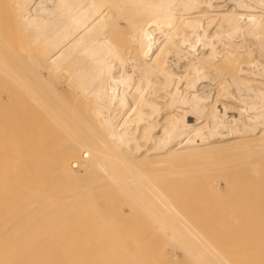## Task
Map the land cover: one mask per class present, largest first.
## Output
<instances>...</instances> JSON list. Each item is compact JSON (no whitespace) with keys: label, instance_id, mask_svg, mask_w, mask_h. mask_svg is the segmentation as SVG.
<instances>
[{"label":"bare ground","instance_id":"1","mask_svg":"<svg viewBox=\"0 0 264 264\" xmlns=\"http://www.w3.org/2000/svg\"><path fill=\"white\" fill-rule=\"evenodd\" d=\"M228 1L0 0V264H238L218 229L205 219L204 234L176 206L186 169L162 164L229 134L225 145L264 146V80L245 75L263 73L264 0ZM218 88L241 103L237 117L218 110ZM115 195L156 230L132 238L133 221L107 206Z\"/></svg>","mask_w":264,"mask_h":264},{"label":"rangeland","instance_id":"2","mask_svg":"<svg viewBox=\"0 0 264 264\" xmlns=\"http://www.w3.org/2000/svg\"><path fill=\"white\" fill-rule=\"evenodd\" d=\"M214 2H221L222 4H227L229 1L228 0H213ZM229 7L231 6V3L228 4ZM251 41H252V44L250 45V47L254 50V54H255V59H258L259 56H256L257 53H258V50H257V46L256 44H254V39L251 38ZM219 45V48H222V46ZM199 46V45H198ZM261 61H259V63H261L262 65H260L259 67L261 68V66L264 65V59H260ZM257 63V62H256ZM249 64H254V61L250 62ZM259 65V64H258ZM246 66V65H245ZM243 69L247 68L246 67H242ZM263 73H264V67H262L260 69ZM260 74V76L258 75L255 79V76H253L252 74L249 73L248 74H245L247 77L249 76L251 78V80H264V74ZM248 77V78H249ZM223 81H226V79L224 78ZM209 83V82H207ZM212 83V84H211ZM210 85H212L213 87L215 86V83L214 81H210ZM234 88V87H233ZM223 88H218L217 89H213V97H217V102H216V106L218 108L219 111H221L223 113V115L225 114V116H227L228 118H231V117H237L238 116V110H239V106H241V103L234 97H232L231 95L229 96V94L227 93H224L225 90H222ZM220 91V92H219ZM234 91H235V88H234ZM250 91V90H249ZM223 93V94H222ZM217 94V96H216ZM163 99V98H162ZM236 101V102H235ZM161 102H163L161 100ZM239 102V104H238ZM226 104L227 107H225V110H224V105L223 104ZM239 105V106H238ZM164 111V112H163ZM166 111V112H165ZM163 114H166L168 111L166 109L163 108L162 110ZM186 120L190 123V124H196V123H201L202 120L201 119H197L196 116H194L193 113H190L189 116L186 118ZM264 126L260 125L259 129H257V132L259 131L262 132V130H264L263 128ZM226 129H223V131L225 132ZM236 136L235 134H229L228 136L224 137V141H222V143L218 144L217 147H214V148H209V149H203L201 151H196V152H188V153H185V154H182L181 156H178V155H175L174 157L171 156V158L169 157L167 161H170V162H165V158L163 159L165 163H162V164H165V168H168L169 166H173L174 164L178 165L179 169L176 168V172L179 171H186L187 172H183V174L185 175H178L179 176V179L181 180L180 183H178V178L176 176V178L174 177L175 181H177V183L180 185H178L175 181V184L176 186H179L176 188V186H174L175 184L170 182V184H166L164 181H162V185L163 183L166 184L169 188L170 185H172V187L170 186V190H168L167 187H165L166 185H163V187H165L168 191H170V193L172 194V189L176 188L175 191H173V194H177L176 197H178L180 200V202L175 198V202H177L179 205V208L180 210L182 211V208L183 206L182 205H185L186 208L188 209H185L183 208V210L186 212V210L190 211V214L189 211L187 212V214H185L187 217H189L187 219V222L188 220L190 219V222L191 223H194L197 224L195 226H197V228L199 227V230L201 232H203L204 234L207 232H210L212 234H214L213 232L216 231L217 229V233L215 232V234L213 236H215L213 239H217V238H220L219 242L221 241H224L220 244H222V247H219L221 245H217L219 248H221V250L224 252L225 251V255L228 256L229 258V248L230 250L232 249V252L234 250V253H230V257L233 261H237L238 264H264V155L261 154L262 151L264 153V146L259 143V142H241L237 145H225L224 143H227L228 141L232 140L231 138ZM242 138H245V139H251L252 137H254V135H246V136H241ZM217 139L219 137H216ZM239 138V137H238ZM220 139V138H219ZM248 141V140H246ZM198 143H200V141H198ZM183 145V146H182ZM261 145V147H259ZM175 147H178V148H187L188 147V144L185 143V141H182L180 143H175L174 145ZM200 146H204V145H200ZM182 148V149H183ZM220 149V150H219ZM195 153V154H194ZM213 153V154H212ZM188 154V155H187ZM199 154V155H198ZM241 154V155H239ZM260 154V156L258 155ZM257 155V156H256ZM262 155V156H261ZM183 156V157H182ZM181 157V158H180ZM206 157V158H205ZM209 157V158H208ZM220 157V158H219ZM251 157V158H250ZM258 157V158H257ZM203 158V159H202ZM247 158V159H246ZM249 159H252L253 162L249 161L248 163H245L243 162V160H248ZM170 159V160H169ZM180 159V160H179ZM212 159V160H211ZM241 159V160H240ZM243 159V160H242ZM255 159V160H254ZM172 160V161H171ZM176 160V161H175ZM207 160V162H206ZM184 161V162H182ZM214 161V162H213ZM243 163H242V162ZM194 162V163H193ZM235 162V163H234ZM241 162V163H239ZM161 163H157L156 162H153L151 164H144V163H141L142 166H144L143 168L147 169L150 171V169H154L156 170V168L160 167V164ZM170 163V164H169ZM245 163V164H244ZM161 164V165H162ZM167 164V165H166ZM169 164V165H168ZM180 164V165H179ZM183 164V165H182ZM187 165V166H186ZM221 165V166H220ZM228 165V166H227ZM163 166V165H162ZM168 166V167H166ZM181 166V167H180ZM227 166V167H226ZM169 167V168H170ZM189 170V171H188ZM221 170V171H220ZM205 171V172H204ZM200 172V173H199ZM182 173V172H181ZM208 173V174H207ZM220 173V174H219ZM193 174V175H192ZM205 174V175H204ZM222 174V176H221ZM189 175V176H188ZM206 176V177H205ZM186 179H185V178ZM202 177V178H201ZM206 180H205V178ZM208 177V179H207ZM183 178H184V181L186 182H182L183 181ZM196 178V180L194 181L193 179ZM212 178V179H211ZM219 179V180H216ZM173 179V180H174ZM204 179V180H202ZM216 180L219 182L220 186L218 188V186L216 187V190L215 187L213 188L212 186L215 185L216 183H214L213 185L209 186L210 185V182L212 180ZM179 180V181H180ZM193 180V181H192ZM202 180V181H201ZM209 180V181H208ZM192 181V182H191ZM197 181V182H196ZM194 182V184H193ZM199 182V183H198ZM203 182H206L205 184H203ZM209 182V183H208ZM215 182V181H214ZM169 183V182H167ZM172 183V184H171ZM191 183V184H190ZM198 183V184H197ZM174 184V185H173ZM193 184V185H192ZM203 186V189L205 190V193L208 192V194L210 193H213V195L215 194L216 196V199H215V196H213L212 194L210 195H207V197H212L211 198H205L206 201H204L203 199V196L205 197V195L202 196V194L204 193L202 186ZM208 184V185H207ZM160 184V186H162ZM187 187H186V186ZM188 185H191L188 187ZM195 185H200V189H198L197 186ZM205 185L206 186H209V187H206L205 188ZM191 189H188L187 188H190ZM186 188L187 192L190 190V192H186L184 191V189ZM198 191H197V189ZM173 189V190H174ZM217 194H216V192ZM221 189V190H220ZM176 190H178L176 192ZM180 190L184 191L181 193L179 192ZM192 190V191H191ZM195 190V191H194ZM209 190V191H208ZM233 190V191H232ZM176 192V193H174ZM191 192H193L191 194ZM194 192H197V193H201V195L199 196L198 194L194 193ZM236 196L234 197V195ZM185 193L188 194V196L186 197H190L192 198H188V202H182V201H185L184 199V195L182 196V194ZM190 193V194H189ZM204 193V194H205ZM181 194V196L179 195ZM193 194H194V197H193ZM223 194V195H222ZM229 197H227L226 195ZM233 196V198L230 196ZM197 195V196H196ZM180 196V197H179ZM196 197V198H195ZM202 197V198H200ZM218 197V198H217ZM225 197L230 201H234L235 198V201L233 202V204L230 202H228V200L226 201ZM195 198V199H193ZM197 198H200L199 200L201 201H198ZM231 198V199H230ZM117 199V200H116ZM203 199V200H202ZM213 199V200H212ZM223 199V200H222ZM187 200V199H186ZM217 200V202H216ZM123 203H120L121 202V197L119 195H115V197L113 198V200H111L110 202L112 203V205H107L108 208H112L115 213H114V216H117V217H121L122 221L119 222L120 225H122L124 222H126V220H131L133 221V226H132V229L130 228V231H128V233H132L133 235H131L132 238H136L137 235H139L140 232H143V230H146L145 232L147 231H151V229H147L149 228L147 225H153V222H152V219L151 218H148V219H145L146 221H143V216H145L144 213V210L142 209H138L137 205L133 206L131 203H130V199L128 197H125L124 199H122ZM191 201V202H190ZM220 201V202H218ZM110 202H107V203H110ZM182 202V203H181ZM227 202V203H225ZM238 202V203H237ZM180 203H181V206H180ZM188 205H187V204ZM235 203V204H234ZM231 204V205H230ZM237 204V205H236ZM106 206V207H107ZM234 206V207H232ZM238 206V207H237ZM105 207V206H104ZM103 207V208H104ZM133 207V208H132ZM102 208V207H101ZM115 208V209H114ZM236 208V209H235ZM133 209V210H132ZM137 209V211H136ZM129 210V211H128ZM131 210V212H130ZM139 210V211H138ZM212 210V211H211ZM124 213H123V212ZM140 211H143L142 213H139ZM211 211V213H209ZM231 211V212H230ZM118 213V214H117ZM122 213V214H120ZM126 213V214H125ZM128 213V214H127ZM135 213V215H134ZM213 213V214H212ZM232 213V214H231ZM117 214V215H116ZM139 214V215H138ZM141 214V215H140ZM143 214V215H142ZM211 214V215H209ZM216 214V215H215ZM251 214V215H250ZM119 215V216H118ZM123 215V216H122ZM132 215V216H131ZM138 215V218H136V216ZM203 215V216H202ZM206 215L209 217L206 218ZM230 215V216H229ZM232 215V216H231ZM142 216V218L140 217ZM191 216V217H190ZM210 216H213V220ZM220 216V217H219ZM123 217V218H122ZM198 219H197V218ZM225 217V218H224ZM227 217V218H226ZM134 218V220H133ZM194 221H192V219ZM235 220H234V219ZM237 218V219H236ZM120 219V220H121ZM138 219V220H137ZM206 219V220H205ZM140 220L142 222H145L146 225V228L143 229L140 228L143 226L144 223L141 222V225H140ZM150 220V221H149ZM204 220L206 221L205 222V226L208 227L210 224H211V229H210V226H209V229L210 230H213L210 231L208 228H206L205 226L202 227L199 222L204 224ZM208 220H212L213 221V224L212 225V221H208ZM222 222H221V221ZM227 223H226V221ZM234 220V221H233ZM243 220V221H242ZM124 221V222H123ZM225 221V222H224ZM229 221V222H228ZM190 222H188L190 224ZM197 222V223H196ZM210 222V223H209ZM201 223V224H202ZM208 225H207V224ZM219 223V225L217 224ZM227 225H226V224ZM216 224V226H215ZM223 224V225H222ZM233 226H232V225ZM200 225V226H198ZM218 225V227H217ZM221 225V227H220ZM227 229H226V227ZM230 225V226H229ZM224 226V227H223ZM223 227V229H222ZM155 230L156 228L153 227ZM202 228V229H201ZM205 228V229H204ZM220 228V229H219ZM207 229V230H206ZM209 230V231H208ZM231 230V231H230ZM240 230V231H239ZM153 231V230H152ZM229 231V232H227ZM219 232V234H218ZM221 232V233H220ZM234 232V233H233ZM206 233V235H207ZM232 233V235H231ZM218 235V236H217ZM229 235H231L232 237H229ZM244 235V237H243ZM209 236V235H208ZM213 236L210 235V237L212 238ZM225 236L227 237V239L225 238ZM224 237V238H223ZM235 237V238H234ZM222 238V239H221ZM232 238V240H231ZM248 238V239H247ZM224 239V240H223ZM236 239V240H235ZM228 240V242H226ZM231 240V241H230ZM218 240H215V242H217ZM219 242H217L219 244ZM233 243V246L232 244L230 243ZM238 244H237V243ZM236 243V244H234ZM245 243L247 244L245 246ZM228 246H227V245ZM170 247H168L167 245V250L168 251H171L170 248H172L173 246L172 245H169ZM172 246V247H171ZM243 247V248H241ZM245 247V248H244ZM179 248V249H178ZM225 248V249H224ZM227 248V249H226ZM243 249V250H242ZM177 250V251H176ZM176 250H172L171 253L176 257L178 258V262H179V259L180 261L183 260L181 258H183L182 255H184V253L182 254L181 252L182 251V247H178L176 248ZM179 250V251H178ZM228 251V255H227V251ZM240 250V251H239ZM176 251V252H175ZM239 252V254L237 253ZM244 252V253H243ZM254 254H252V253ZM180 253L182 255H180ZM246 253V254H245ZM251 253V254H250ZM253 255L250 257V255ZM238 255V256H237ZM240 255V256H239ZM244 255V256H243ZM248 256V257H245ZM235 256V257H234ZM181 257V258H179ZM238 257V258H237ZM242 257V258H241ZM257 257V258H256ZM240 258V259H239ZM246 258V260H245ZM260 258V259H258ZM230 259V258H229ZM230 259V260H231ZM238 259V260H237ZM240 260V261H239ZM250 260V261H249ZM256 260V261H254ZM261 260V261H260ZM185 261H181L180 263H184ZM232 262V263H234ZM262 262V263H261ZM178 263V264H180ZM236 263V262H235Z\"/></svg>","mask_w":264,"mask_h":264}]
</instances>
